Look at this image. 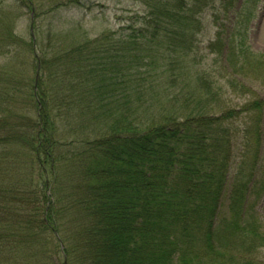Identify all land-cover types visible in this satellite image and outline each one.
Returning <instances> with one entry per match:
<instances>
[{
  "label": "trees",
  "instance_id": "1",
  "mask_svg": "<svg viewBox=\"0 0 264 264\" xmlns=\"http://www.w3.org/2000/svg\"><path fill=\"white\" fill-rule=\"evenodd\" d=\"M140 1L147 12L117 29L62 50L23 42L33 55L0 66V162L25 175L0 172V264H51V246L63 264H195L215 251L264 264V53L248 42L260 0ZM207 8L231 24L210 48L225 96L242 98L222 106L191 56ZM15 38L0 29L6 52ZM143 82L153 97L174 91L182 112L132 119L142 102L129 93Z\"/></svg>",
  "mask_w": 264,
  "mask_h": 264
},
{
  "label": "rangeland",
  "instance_id": "2",
  "mask_svg": "<svg viewBox=\"0 0 264 264\" xmlns=\"http://www.w3.org/2000/svg\"><path fill=\"white\" fill-rule=\"evenodd\" d=\"M79 2L76 3L75 0H0V29L9 28L17 37L12 47L9 48V52H6L0 46V60H2L0 66L6 61L12 60L13 57L33 55L30 49L27 48L28 45L25 46L23 42L32 43L33 39L36 38V43L38 44L40 43L44 46L49 44L48 51L50 49L53 50V46L62 50L70 45H77L88 39H95L107 31L117 29L122 24H127L129 21L132 22L133 16L147 12L146 5L140 0H79ZM231 16L234 17V14ZM202 17L203 30L198 37V47L192 52L191 56H195L197 68L211 73L213 75L212 78L217 81V88L221 90L219 92L218 106L227 105L229 101H240L242 96L236 93L225 96L226 81L221 78L222 74L225 73L223 63L218 61V56L210 48V44L217 38L218 30L222 28L224 33L228 34L231 24L226 18H216L213 9L207 8ZM248 42L254 52L264 53V0H260L257 16L250 24ZM196 70L198 71V69ZM246 83L253 87L250 82L246 81ZM254 83L256 84L257 82ZM141 84L137 91L134 89V91L129 93L130 97H135L142 102V105L136 109L135 118L131 116L132 119L149 120L157 112L166 113V111L174 112L176 110L182 112L180 109L181 103L175 97L174 91L165 92L164 88L158 87L156 88L157 95L153 97L148 87H146L148 83L143 82ZM182 86L187 88V86L181 84V94L183 92L186 93L188 89L196 90L197 84L191 79L188 89H184ZM256 90L259 96L264 99V86L257 85ZM185 97L186 95H183V98ZM179 114L184 117L182 113ZM75 115L76 119L78 117L83 119L84 114ZM76 119L73 121L74 125L77 122ZM76 131L82 134V130L75 126L72 134H66L68 136L67 139H74ZM89 137L93 139L95 136ZM77 147L81 148V145L78 143ZM10 159L14 161L13 157ZM7 167L13 178L24 175L22 166L19 169L15 164H8V161L7 163L0 162V172H6ZM230 184L231 178L223 193L221 213H225L229 205ZM0 189L5 188L0 187ZM2 193H10V189L6 188ZM3 198L5 197L0 198V218L3 217V207L7 208L8 206L5 202H1ZM24 206L27 210L29 209L27 204ZM15 208L17 207L15 206ZM256 209L264 228V197L260 200ZM23 215L24 212L18 216L21 217ZM3 246L7 254L15 248V246L7 244ZM49 250L51 251L50 257L53 259L51 264H63L65 255L57 254L54 246H51ZM219 251L222 253V248ZM15 253L20 255L19 258L25 260L28 251L18 249ZM203 260H195V264H232L229 254L220 256L217 251L213 253L212 257H205ZM176 261L181 264L179 260ZM70 264H74V262L72 261Z\"/></svg>",
  "mask_w": 264,
  "mask_h": 264
}]
</instances>
